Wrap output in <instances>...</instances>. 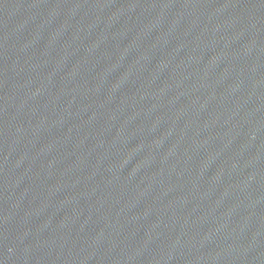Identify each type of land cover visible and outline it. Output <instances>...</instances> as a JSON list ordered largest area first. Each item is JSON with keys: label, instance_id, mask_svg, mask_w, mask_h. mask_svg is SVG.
I'll return each instance as SVG.
<instances>
[{"label": "water", "instance_id": "obj_1", "mask_svg": "<svg viewBox=\"0 0 264 264\" xmlns=\"http://www.w3.org/2000/svg\"><path fill=\"white\" fill-rule=\"evenodd\" d=\"M0 264H264V0H0Z\"/></svg>", "mask_w": 264, "mask_h": 264}]
</instances>
